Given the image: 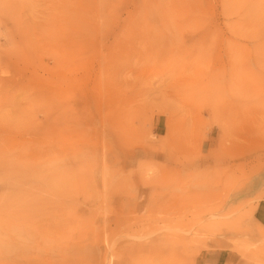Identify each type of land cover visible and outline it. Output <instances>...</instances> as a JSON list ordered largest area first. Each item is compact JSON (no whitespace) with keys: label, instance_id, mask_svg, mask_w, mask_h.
I'll return each mask as SVG.
<instances>
[{"label":"rangeland","instance_id":"obj_1","mask_svg":"<svg viewBox=\"0 0 264 264\" xmlns=\"http://www.w3.org/2000/svg\"><path fill=\"white\" fill-rule=\"evenodd\" d=\"M0 129V264H264V0H0Z\"/></svg>","mask_w":264,"mask_h":264},{"label":"crops","instance_id":"obj_2","mask_svg":"<svg viewBox=\"0 0 264 264\" xmlns=\"http://www.w3.org/2000/svg\"><path fill=\"white\" fill-rule=\"evenodd\" d=\"M255 217L256 219L264 225V198L261 199L257 205V208H256V213H255ZM223 252L222 251H219V252H216L215 254L211 255V259L213 261L216 262V264H227V262L229 261V256L227 255V257H225V260L221 259V257L223 256ZM214 256V258H213Z\"/></svg>","mask_w":264,"mask_h":264},{"label":"bare ground","instance_id":"obj_3","mask_svg":"<svg viewBox=\"0 0 264 264\" xmlns=\"http://www.w3.org/2000/svg\"><path fill=\"white\" fill-rule=\"evenodd\" d=\"M1 130V129H0ZM1 143H3V142H1ZM13 156V155H12ZM5 194V193H4ZM22 198V197H21ZM26 200V199H25ZM31 200V199H30ZM27 208V207H26ZM19 219V218H18ZM17 220V219H16ZM18 222V221H17Z\"/></svg>","mask_w":264,"mask_h":264}]
</instances>
